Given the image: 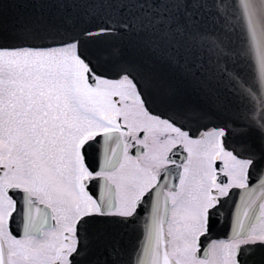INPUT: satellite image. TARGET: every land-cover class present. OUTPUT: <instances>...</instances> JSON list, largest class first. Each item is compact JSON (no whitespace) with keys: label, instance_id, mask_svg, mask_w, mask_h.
<instances>
[{"label":"snow or ice","instance_id":"obj_1","mask_svg":"<svg viewBox=\"0 0 264 264\" xmlns=\"http://www.w3.org/2000/svg\"><path fill=\"white\" fill-rule=\"evenodd\" d=\"M0 264H264V0H0Z\"/></svg>","mask_w":264,"mask_h":264}]
</instances>
